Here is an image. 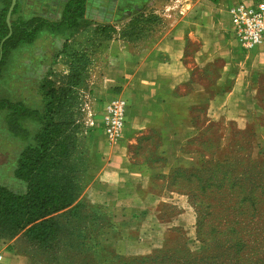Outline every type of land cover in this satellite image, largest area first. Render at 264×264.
Returning <instances> with one entry per match:
<instances>
[{"label":"crops","instance_id":"crops-1","mask_svg":"<svg viewBox=\"0 0 264 264\" xmlns=\"http://www.w3.org/2000/svg\"><path fill=\"white\" fill-rule=\"evenodd\" d=\"M70 1L20 0L18 16L57 24ZM253 1L84 0L77 29L44 27L31 44H20L7 54L0 66V89L13 86L8 88L13 97H0V101L24 104L35 99L41 107L44 91L69 74L73 54H85L86 84L79 91L84 103V97L88 99L87 113L101 118L114 98L126 101L127 112L119 140L110 143L101 131L100 141H91V164L82 178L87 185L81 197L99 200L117 221L132 218L133 210H144L143 220L157 223L154 211L167 206L179 210L170 219L172 226H192L194 215L187 196L172 191L169 181L178 169L199 165L202 154L197 141L211 139L214 133L211 141L219 153L234 133L247 127L253 133V149L264 147V45L242 51L229 15L234 4ZM142 15L153 20L128 32ZM91 40L96 41L94 47L88 45ZM29 48L36 50L31 52L35 59L30 69L37 82L25 83L29 88L21 85L25 91L20 92L14 86L24 76L11 81L10 72L17 70L12 53ZM2 58L0 47V62ZM2 112H6V126L7 111ZM4 130L8 132L7 126ZM127 227L128 223L122 228L124 244ZM145 233L140 236L143 240ZM7 257L4 264H12Z\"/></svg>","mask_w":264,"mask_h":264},{"label":"trees","instance_id":"trees-1","mask_svg":"<svg viewBox=\"0 0 264 264\" xmlns=\"http://www.w3.org/2000/svg\"><path fill=\"white\" fill-rule=\"evenodd\" d=\"M0 3V47L3 56L0 66L9 52L20 44H31L44 27L52 31L64 27L77 29L84 12V0H71L57 24L41 18L22 20L18 16L20 0H16L11 14L12 32L6 38L8 28L5 17L11 1L0 0ZM152 20V16L135 18L128 32L139 30L138 24ZM72 62V69L59 82V88L47 90L40 108L0 101V110L7 111L5 121L8 133L21 142H34L21 153L15 170L16 178L26 185L25 193L13 194L0 187V223L6 226L5 232L10 236L23 232L22 236L37 244L47 245L57 240L61 232L72 234L69 230L71 219L77 218L79 212V202L75 204L80 195L79 175L76 176L79 170H74L71 160L74 159L77 129H80L77 119L82 103L79 89L86 84L84 73L88 58L83 53H74ZM27 123L34 125L33 130L27 128ZM240 133H234L231 142L219 153H216L214 141L208 137L198 140L202 154L199 165L193 169H178L169 181V188L186 195L194 209L199 205L205 209L198 211L196 222L197 236L202 242L206 240L203 237H208L211 242L222 240L236 246L240 243L244 245V240L257 241V237H264V227L257 225L264 215V159L257 161L253 156H259L264 147L253 149V133L247 129L244 134L248 151L242 153V147L235 141ZM204 155L209 158L203 159ZM83 164L86 172L87 161ZM193 179L200 181L204 192H209L202 195L204 200L200 198L198 201V197L184 187L183 192L176 190L179 186L177 181L189 183ZM220 217L221 227L217 224ZM207 219L209 222L212 219L217 221L216 226L211 225L210 232L204 230ZM244 223L245 227H239ZM94 245H97L96 242Z\"/></svg>","mask_w":264,"mask_h":264},{"label":"rangeland","instance_id":"rangeland-1","mask_svg":"<svg viewBox=\"0 0 264 264\" xmlns=\"http://www.w3.org/2000/svg\"><path fill=\"white\" fill-rule=\"evenodd\" d=\"M139 22L142 23L141 21ZM141 25L138 24L137 27L139 28ZM88 45L94 47L96 41L91 40ZM38 46L40 44L35 45V48H38ZM21 47L27 48L26 46ZM31 52H36V50L31 51V48L18 49L12 53V60L17 63V70L10 72L11 81H13V78L19 77L20 79L21 76H24L23 84L21 81H18V85L14 86L20 92L25 91V87L29 88L34 84L36 85L37 82L36 73L30 69L35 59H32ZM22 69L24 70V74L21 73ZM25 83L30 86H27ZM21 85L25 86L23 90ZM52 85H54L55 89L59 88L57 82L51 83ZM7 86L13 90V86ZM51 86L48 89H51ZM8 88L4 90L3 87L2 91L0 89V97L7 99L13 97L11 96L12 92ZM47 90L44 92H47ZM84 100L85 103L82 101L83 108L81 107L80 113L77 114L80 129H77L76 147L72 155L74 159L71 160L74 170H79L76 176L79 175V183H77L80 188V195L75 202V204L79 202L78 216L71 219L69 226L72 234L61 232L57 240L43 245L37 244L35 241H29L26 237L22 236L23 232L10 236V233L5 232L6 226L0 223V241L2 243H0V252L3 256H10L7 258H11L12 264H264V237H257V241H254V239L244 240V245L240 243L236 246L222 240L211 242V239L208 237H203V239H206L203 242L198 239L196 230L198 211L205 209H201L200 205L194 209L188 197L187 199L193 209L194 215V224L189 227L172 226L170 219L179 210L170 209L167 206L163 207L162 210L154 211V214L158 217L157 223L144 221V210H133V219L127 216L121 222L117 221V219L115 220L113 212L106 205L99 203V200L95 201L94 197L87 196L82 198L81 195L87 185V183L81 182L85 176L83 163L87 161L88 168L86 172L88 173L89 165L91 164L89 157L91 141L93 140L94 143L95 141L99 142L100 138L98 136L102 131L100 115L96 116L87 113L86 105L88 104V99L86 100L84 97ZM23 102L30 108L35 109L40 107L39 101L35 99L32 102L27 100ZM41 106H43V103ZM5 113H0L2 115V122L0 123V187L13 194L20 195L25 193L26 185L15 176L17 160L25 149L34 145V142L22 145L19 141L13 139V136L4 130L6 129L3 120ZM245 131H247V127L240 129L241 133L235 137V141L242 147V153L248 151V141L244 134ZM210 138L214 140L216 135L212 133ZM253 156L257 161H262L264 159V149L260 151L259 156ZM202 180H204V177H202ZM177 182L179 186H177V189L175 188L176 190L183 192L182 187H184L186 191L196 195L198 201L200 198L204 200L202 195L209 193L204 192L201 189L202 185L200 181H196L195 179L189 183H186V181ZM61 223L64 224V222ZM127 223L128 242L124 244L121 242L122 236L126 232L122 228ZM216 223L215 219H212L210 222L208 219L205 220V232H210L211 225H215ZM217 224H220V227L223 226L221 217ZM245 225V223L239 224V227H245ZM257 225L260 228L264 227V215ZM152 228H156V230ZM144 233L147 236L143 240L140 236ZM94 242L97 244L96 246L94 245L96 248L93 247Z\"/></svg>","mask_w":264,"mask_h":264},{"label":"built area","instance_id":"built-area-1","mask_svg":"<svg viewBox=\"0 0 264 264\" xmlns=\"http://www.w3.org/2000/svg\"><path fill=\"white\" fill-rule=\"evenodd\" d=\"M229 15L234 37L242 51L249 52L264 45V0L236 3L230 7ZM126 112V101L121 98H114L105 106L100 125L108 142L113 143L120 139ZM0 264H4L1 252Z\"/></svg>","mask_w":264,"mask_h":264},{"label":"water","instance_id":"water-1","mask_svg":"<svg viewBox=\"0 0 264 264\" xmlns=\"http://www.w3.org/2000/svg\"><path fill=\"white\" fill-rule=\"evenodd\" d=\"M10 1H11V4H10V7H9V9L7 11L6 18H5V22H6V25L8 27V30H9L8 36L11 34L10 16H11V13H12L15 5H16V0H10Z\"/></svg>","mask_w":264,"mask_h":264}]
</instances>
